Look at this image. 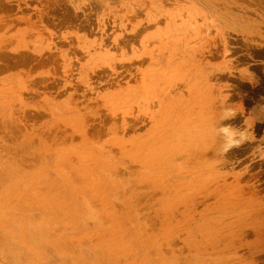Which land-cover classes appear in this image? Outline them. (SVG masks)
Segmentation results:
<instances>
[{
    "label": "rangeland",
    "instance_id": "1",
    "mask_svg": "<svg viewBox=\"0 0 264 264\" xmlns=\"http://www.w3.org/2000/svg\"><path fill=\"white\" fill-rule=\"evenodd\" d=\"M0 264H264V0H0Z\"/></svg>",
    "mask_w": 264,
    "mask_h": 264
}]
</instances>
